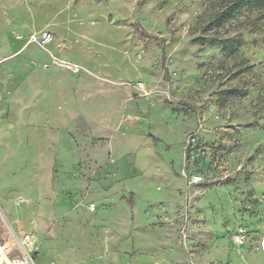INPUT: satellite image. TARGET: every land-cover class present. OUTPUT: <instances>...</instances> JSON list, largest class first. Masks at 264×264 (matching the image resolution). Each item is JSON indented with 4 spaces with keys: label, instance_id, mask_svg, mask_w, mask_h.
<instances>
[{
    "label": "rangeland",
    "instance_id": "rangeland-1",
    "mask_svg": "<svg viewBox=\"0 0 264 264\" xmlns=\"http://www.w3.org/2000/svg\"><path fill=\"white\" fill-rule=\"evenodd\" d=\"M0 56L1 242L264 264V0H0Z\"/></svg>",
    "mask_w": 264,
    "mask_h": 264
},
{
    "label": "built area",
    "instance_id": "built-area-1",
    "mask_svg": "<svg viewBox=\"0 0 264 264\" xmlns=\"http://www.w3.org/2000/svg\"><path fill=\"white\" fill-rule=\"evenodd\" d=\"M52 39L53 35L50 31H43L39 34L32 35L30 41L46 45ZM61 65L72 70H79L78 67L70 63L61 62ZM245 235L246 229L240 227L235 233L234 239L237 243H243ZM36 258L37 251L32 247L31 235L29 234L19 239L18 244L14 247H11L7 242L0 241V264H37Z\"/></svg>",
    "mask_w": 264,
    "mask_h": 264
},
{
    "label": "trees",
    "instance_id": "trees-1",
    "mask_svg": "<svg viewBox=\"0 0 264 264\" xmlns=\"http://www.w3.org/2000/svg\"><path fill=\"white\" fill-rule=\"evenodd\" d=\"M225 15H226V11L223 14H221L222 17H224Z\"/></svg>",
    "mask_w": 264,
    "mask_h": 264
},
{
    "label": "crops",
    "instance_id": "crops-1",
    "mask_svg": "<svg viewBox=\"0 0 264 264\" xmlns=\"http://www.w3.org/2000/svg\"><path fill=\"white\" fill-rule=\"evenodd\" d=\"M29 44V43H28ZM1 57V56H0ZM1 60V59H0ZM25 61L23 62V65H24Z\"/></svg>",
    "mask_w": 264,
    "mask_h": 264
},
{
    "label": "bare ground",
    "instance_id": "bare-ground-1",
    "mask_svg": "<svg viewBox=\"0 0 264 264\" xmlns=\"http://www.w3.org/2000/svg\"><path fill=\"white\" fill-rule=\"evenodd\" d=\"M9 244V243H8Z\"/></svg>",
    "mask_w": 264,
    "mask_h": 264
}]
</instances>
